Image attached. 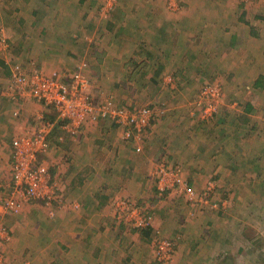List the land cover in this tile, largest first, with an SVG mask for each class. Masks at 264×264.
<instances>
[{
	"label": "rangeland",
	"instance_id": "obj_1",
	"mask_svg": "<svg viewBox=\"0 0 264 264\" xmlns=\"http://www.w3.org/2000/svg\"><path fill=\"white\" fill-rule=\"evenodd\" d=\"M140 1L145 4L149 0ZM156 2L157 6L173 13V10L169 7V0H156ZM234 2L237 3L234 5H238L239 8L244 9L247 7V11H243L242 15L244 21L250 16L248 14L250 9L256 7V5L260 6L262 3L261 8L264 10V0H261V3L259 1L251 2L249 5H246L247 3L245 5L241 4L240 0H234ZM176 3L178 6L180 4V8L174 11L175 15H179L186 7L199 8V6H207L209 13L214 10L218 15L226 16L227 14V16H230L233 13V0H177ZM27 4L28 6L32 4L33 8L37 9L36 14H32L29 9H26ZM46 4L48 7L52 6V2L49 0L47 3L46 0L45 2L43 0H0V30L4 29V36L9 44V48L4 54L0 55V101H36L30 95L24 96L22 87L19 84L17 85L16 82H11L12 74L9 70L14 71L13 68H17L16 66L22 68L24 72L26 69L28 74L34 73L35 70L43 71L45 74H52L56 71L68 73L79 62L86 61L88 63L87 76L92 85L95 103L100 104L104 99L109 98L113 104L120 107L128 109L132 107L131 109L139 110L147 106L153 109L151 110L152 125L150 124L151 127L149 125L142 134L147 133L148 129L152 128L155 130L153 135L160 134V137H158V141L149 142L150 137L154 138L152 135L147 137L144 145H140L139 155L142 156V164L139 168L142 169V174L138 176L141 178L139 183L136 180L133 181V188H131V183L129 187L125 182L126 172L133 173L130 170V166H133V164L127 163L129 166L124 167L126 171H120L119 168L125 166L127 160L115 161L110 168L113 174L111 172L109 175L95 173L90 176L89 181L84 171L80 175L76 172L72 173L71 170L67 172L69 169L67 166L70 165L68 159L69 143L80 141L83 135L86 134V125L92 121L99 123L98 129L94 133L96 134L95 137L100 136V138L102 136L106 137V135H101L108 128L105 123L110 122L113 129H118L122 136L124 125L116 123L108 117H99L95 120L84 118L79 123H73L71 118L61 117L53 105L36 101L39 110H36V115L32 118L34 120H31L32 126L27 130L32 131L39 128L37 124L54 122V127L47 134L48 154L43 157L40 155V161L45 162L51 171V168L53 169L52 164H54L52 159L56 156L62 159L60 166L64 174L57 176L58 181L64 179L68 183L72 182V185L75 183L91 184L93 182V185L108 186L110 192H112L110 199L107 201L108 205L112 206L113 203L116 206H126V203H129L131 206L141 207L144 214L148 216L149 212L151 214L155 207H159V215L164 216L163 207L160 206L165 205L166 211L173 213L175 219H178L180 223L184 222L187 216L194 217L199 214L213 216L212 214L216 213L214 210H219L221 211V218L228 220V222L223 223L221 232L224 233L225 229L230 231V228H233V216H231L233 215V159L236 155L243 156L246 152V159L242 162H246L245 165L251 167V175L239 177L243 178V182L249 180L251 182H264L262 175H258L262 172V170L260 172L262 167L257 168L255 165L256 162H264V86L256 85L253 75L248 76L251 73L236 78L231 70L227 71L228 69L224 68V66L228 67L227 64H221V66L218 64L217 68L221 67V72L219 71L216 76H207L203 70L199 69L202 65L200 59L204 55L205 48L192 47L190 46V44L193 45L192 42L184 45L181 36L182 27L178 25L172 28L174 33L167 31V37H165L167 35L166 31L150 32L146 28L142 29L144 26L141 27L137 24L136 10L131 11V7H135L132 0H82L79 4L75 1V6L72 5L75 9L67 10V12L70 11L69 14H72L65 16L69 21L71 19L76 27L73 30L66 31H57L58 29L43 30L39 27V20L42 17L50 16V13L46 15L42 13L43 9L45 10V7L42 6ZM115 6L117 8L125 7V14H120L121 18L118 24L114 22L116 12L112 13ZM78 10L79 14L77 15ZM254 14L250 17L251 21ZM29 15L33 16L32 24H27L30 29L24 26L25 22H28L27 17ZM259 16L264 20V14ZM210 17H212L211 14ZM124 18L126 19L124 20ZM175 18L180 23V18ZM186 20L184 19L185 22ZM132 21L136 22L133 23ZM187 26L188 22L186 23ZM122 27L124 28L121 29ZM131 27L137 29H130ZM21 28H23V31H21ZM29 37L33 40L30 51L33 60L28 64L24 54L28 53V46L31 45L27 46L23 41ZM60 39H64L61 46L57 45ZM64 42L65 47H63ZM195 43L194 45H198ZM20 46L22 47L20 48ZM63 55L66 56L62 59ZM58 62L61 68L56 67L59 65ZM23 63H25V67ZM182 68L186 69L187 72H193L195 69L203 76H197L201 74H190L188 76L184 74ZM7 75L9 76L8 81L5 79ZM198 82H200L199 85H197ZM214 82L219 83L222 88V102L219 109L211 117L202 118V106L199 108L200 106L196 104L198 94L204 86ZM105 83L107 86L111 85L113 90L108 91L106 97L102 98L98 93V88L107 87ZM262 83H264V80ZM166 87H168V90L165 89ZM168 91L171 93L166 94V98L164 93ZM250 108H252L251 111H249ZM14 115L20 116L21 112L15 111ZM106 132L109 133L108 130ZM239 135L244 136L241 139L239 138L238 141L236 138ZM141 139L142 136L139 139L124 140L128 142L127 146L130 150L132 148L135 151L134 145L140 142ZM99 145L102 144L97 142L93 148L97 150ZM13 153L14 146L11 154V170L14 161ZM150 162L165 163L181 178V181L179 180L181 184L178 185V182L172 189L167 191L159 190L157 184L154 183L156 178L145 175ZM219 166L222 173L213 170V168ZM52 182H55L54 177ZM2 185L3 187L7 186L5 182L0 184V187ZM124 185L126 189L129 187L127 191L131 194L126 191L122 194L119 193ZM177 188H179L178 191ZM65 191H68L67 188H65ZM171 191L172 193L168 194ZM117 194L121 196L113 201ZM171 202L176 205H170ZM51 205H54V201ZM44 207L42 205L37 213L42 214L40 211L42 209L44 211ZM6 218H0L1 231H4L5 227H10V224L6 222ZM149 224L142 227L141 231L135 230V232L145 233L144 231L150 227ZM230 224L232 227H230ZM254 225L256 231H263L262 225L259 223H254ZM164 229V231L158 230L154 239L142 235L141 244L138 247L139 250H144L147 254H141L144 257L139 260L140 264H143V259L145 261L149 259L151 249H155L156 255L153 256L154 259H152L153 257L150 258L146 264H164V262L158 260L157 247L159 241L165 239L174 244L172 257L168 264L175 263L174 258H177L178 245L173 238L167 237L165 225ZM171 229L169 233H173ZM131 232L134 233V229ZM10 235H12L11 230ZM9 237L7 236L5 241ZM2 241L0 239V248L2 247L4 250V246L1 245ZM197 246L198 244L193 245L194 249ZM2 252L5 256L6 251ZM189 254L188 251H185L179 259L185 258L188 260ZM39 258L42 262L44 261L43 257ZM205 260L207 264H210L207 259ZM26 261L17 264H24ZM227 261L228 258L225 262ZM7 262L6 260V264ZM117 264L127 263L121 257ZM133 264L138 263L134 262Z\"/></svg>",
	"mask_w": 264,
	"mask_h": 264
},
{
	"label": "crops",
	"instance_id": "obj_2",
	"mask_svg": "<svg viewBox=\"0 0 264 264\" xmlns=\"http://www.w3.org/2000/svg\"><path fill=\"white\" fill-rule=\"evenodd\" d=\"M43 1L45 2V0ZM49 1L52 2V6L48 7L46 4L42 6L45 7V10L41 11L45 15L50 13V16L39 17L41 18L38 23L39 27L43 30H73L76 27L74 22L71 19L69 21L65 15L68 14L70 16L72 13L69 14L70 11L67 12V10L74 8L72 5L75 4V1L79 4L82 0ZM132 1L135 3V7H131V11L136 10V15L139 18L136 19L138 21L137 24L141 27L144 26L142 29L146 28L150 32H173L172 28L178 25L182 27L181 36L183 37L184 45L192 42L193 45L190 44L192 47L205 48L204 55L200 59L202 65H200L199 69L203 70L207 76H216L221 70V67L218 69L217 65L227 64L228 67L224 66V68L228 69L227 71L231 70L236 75V78L237 76L242 75L243 77L245 74L251 73L247 75L249 77L253 75L255 82L259 77H264V20L259 16L264 14V10L261 8L263 5L260 2L261 0L255 1H259L261 5L251 8L250 13L248 12L250 16L245 21L242 19V15L243 11H247V7L244 9L239 8L238 5H234L237 4L234 0L233 13L230 16H227V14L226 16L218 15L214 10L209 13L207 6H199V8L186 7L179 15H175L174 11L169 13L166 9L157 6L156 0H149L145 4L140 0ZM47 2L48 0H46ZM240 3L245 5L242 0H240ZM25 7L32 14H36L37 9H34L32 4L29 6L27 4ZM124 8L114 7L115 10L112 13L116 12L115 23H119L120 14H125ZM76 14H79V10ZM210 14L212 17H210ZM253 14L254 17L251 21L250 17ZM175 17L180 18V23ZM32 18L33 16L29 15L27 17L28 22L24 24L28 29L30 27L27 24H32ZM184 19H187L186 22ZM132 22L135 23L136 21ZM187 22L188 26L186 27ZM124 23L126 22L124 21ZM21 31H23V28H21ZM167 36L168 32L165 37ZM30 40L29 37L23 41L25 45H31L28 46V53H23L28 64L33 60V56L30 55L33 40ZM60 40H58L57 45L61 46L64 39ZM194 42L198 45H194ZM65 46L64 42L63 47ZM64 56L66 55H63L62 59ZM23 64L25 67V63ZM26 67L28 68L27 64ZM56 67L61 68V65L59 64ZM25 71L27 72L26 69ZM182 71L188 76L190 74H201L197 76H203L202 73L195 71V69L193 72H187L186 69L182 68ZM9 72L11 74V69ZM5 77L8 81L9 76ZM111 87V85L99 87L98 93L104 98L108 91L113 90ZM165 89L168 90V87ZM90 92L93 94L92 88ZM168 93L171 92L164 93L166 98ZM154 109L156 110L155 107ZM36 110H39L36 101H0V184L5 182L7 185L6 187H3V185L0 187V197L7 194V191L10 190L9 185L13 182L11 170V154L14 146L13 142H15L13 140H16L32 126L31 120H34L32 118L36 115ZM15 111H20L21 115L15 116ZM98 125L99 123L94 121L88 123L85 130L86 134L83 135L80 141L69 143L68 159L70 165L68 164L69 166H67L69 168L67 172L71 170L72 173L76 172L80 175L84 171L90 181V176L95 173L109 175L111 172L113 174L110 169L111 165L115 161L127 160L126 165L122 166L123 169L119 168L121 169L120 171H124V167H128L130 163L133 164V166H130V170L133 173L126 172L127 177H124L126 185L129 186L131 183V188H133V181L136 180L139 183L141 178L138 176L142 174V169L139 168L142 164V156L139 155L140 151H137L136 145L138 144L139 147L141 144L144 145L147 137L152 136L155 130L149 128L147 133L142 134L141 141L134 145V151L132 148L130 150L127 146L128 142L123 139L121 132L118 129H113L110 122L105 123L109 133L106 132L107 130L101 133V135H106V137H95L96 134L94 132L98 129ZM153 136L154 138H149V142L158 141L160 134ZM243 136L239 135L236 139H241ZM97 142L102 145H99L96 150L93 147ZM245 156L246 152L243 156L236 155L233 159V215H231L233 216V228H230V231L225 229L224 233L221 232V227L228 220L221 218V211L219 210H214L216 213L212 214L213 216H205L203 214L194 217L187 216L184 222L180 223L178 219H175L173 213L166 211L165 205L160 206L163 207L164 216L159 215V207H155L151 214L149 212L150 227L144 231L145 233L135 232V230L141 231V228H133V225L128 224L129 222L126 221V217L123 218L124 212L121 209H118L113 203L112 206L107 204L112 193L108 186L93 185V182L91 184L75 183L72 185V182L70 184L64 179L63 181L60 179L58 181L57 176L59 174L63 175L64 172L60 166L62 159L56 156L52 159L54 164H52L51 173L58 185L57 196L60 197L53 200L54 205H45L44 201L41 200L29 201L23 205L19 212L0 215L1 219L7 217L6 222L10 224V227H5L6 232L1 242L6 251L7 264H17L26 260L24 264H38L39 262L41 264H117L121 257L127 264L130 262L132 264L134 262L140 264L139 260L144 257L141 254H147L144 250H139L138 247L141 244L142 235L147 238L153 237L154 239L158 230H165L164 225L166 226L167 237L173 238L178 245L177 258H174V264H207L205 259L210 264H264V182L260 183L256 178L258 182H251V180L243 182V178H239L240 176L251 175V167L245 165L246 162H242L246 159ZM263 163L259 161L255 165L257 168H263L260 169V172L261 170L262 172L258 175H262L264 178ZM157 164L159 163L150 162L145 175L151 178L154 177L153 172ZM214 169L216 172L222 173L220 166ZM180 184L179 182L178 185ZM65 188L68 191H65ZM128 189L124 185L121 191L119 192L118 190V192L120 194L125 191L130 193L127 191ZM61 191L63 192L61 193ZM170 193L172 191L168 192V194ZM133 195L137 194L134 193ZM120 196L117 194L113 201H116ZM75 204H78V207ZM42 205L45 206L44 211L42 209L40 211L42 214L37 213ZM170 205L174 206L176 204L171 202ZM163 217L165 218L162 219ZM254 223L262 225L263 231H256ZM230 227H232L231 224ZM132 229H134V233L131 232ZM170 229L173 230V233H169ZM10 230L12 235H10ZM7 236L10 237L5 241ZM197 244L198 246L194 249L193 245L196 246ZM185 251L190 253V257H187L188 260L185 258L179 259L180 255L183 256ZM155 253V249H151L149 259L146 261L143 259V264H146L150 258L156 255ZM5 256L4 264H6ZM39 257H43L44 261L42 262ZM227 258L228 261L225 262Z\"/></svg>",
	"mask_w": 264,
	"mask_h": 264
},
{
	"label": "built area",
	"instance_id": "obj_3",
	"mask_svg": "<svg viewBox=\"0 0 264 264\" xmlns=\"http://www.w3.org/2000/svg\"><path fill=\"white\" fill-rule=\"evenodd\" d=\"M177 0H169V7L176 11L180 8ZM244 3L255 2L256 0H242ZM3 30H0V55L9 48L7 38ZM13 68L11 82H16L24 90V96L30 95L37 102H44L46 105H53L63 118H71L73 123H79L84 118L98 119L108 117L122 123L123 138L126 140L139 139L147 127L151 124V108L130 109L120 107L112 103L109 98L102 103L96 104L93 94L90 92L91 83L87 76L88 63L79 62L76 67L66 73L56 71L52 74H45L43 71H35L32 74L24 72L22 68ZM222 102V88L219 83L207 84L198 96L196 104L202 106V118H209L215 113ZM138 112V113H137ZM42 121V120H41ZM39 128L20 135L14 142L13 161V182L9 185L7 194L0 197V215L16 213L29 201L41 200L45 205L52 204L57 197V184L53 181L52 173L47 164L40 161V155L48 154L47 134L53 128L54 122L37 124ZM71 126V125H70ZM133 128V129H132ZM136 130V132H135ZM144 135V134H143ZM137 151H141L138 146ZM159 190L167 191L179 182L180 178L173 169L165 163L156 165L153 172ZM3 190V189H1ZM16 195V196H15ZM78 207V204H75ZM123 217L133 227L142 228L150 222V217L144 214L141 207L118 205ZM125 214V215H124ZM6 230H0V239H3ZM157 253L159 262L168 264L172 257L174 244L168 240H161L158 243ZM0 264H4L3 252L0 248Z\"/></svg>",
	"mask_w": 264,
	"mask_h": 264
},
{
	"label": "trees",
	"instance_id": "obj_4",
	"mask_svg": "<svg viewBox=\"0 0 264 264\" xmlns=\"http://www.w3.org/2000/svg\"><path fill=\"white\" fill-rule=\"evenodd\" d=\"M12 71V70H11ZM264 80V77H261V78H259V79H257L256 81H255V84L256 85H263L264 86V83H262V81ZM249 110V109H248ZM252 110V108H250V110L249 111H251Z\"/></svg>",
	"mask_w": 264,
	"mask_h": 264
},
{
	"label": "clouds",
	"instance_id": "obj_5",
	"mask_svg": "<svg viewBox=\"0 0 264 264\" xmlns=\"http://www.w3.org/2000/svg\"><path fill=\"white\" fill-rule=\"evenodd\" d=\"M3 32H4V29H3ZM4 34H5V32H4ZM2 250V249H1ZM2 251H4V250H2Z\"/></svg>",
	"mask_w": 264,
	"mask_h": 264
}]
</instances>
